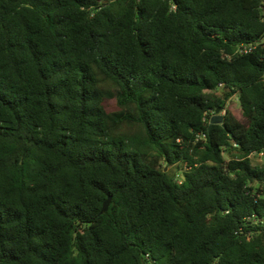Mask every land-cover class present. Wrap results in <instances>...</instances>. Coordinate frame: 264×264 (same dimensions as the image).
<instances>
[{
  "label": "trees",
  "instance_id": "obj_1",
  "mask_svg": "<svg viewBox=\"0 0 264 264\" xmlns=\"http://www.w3.org/2000/svg\"><path fill=\"white\" fill-rule=\"evenodd\" d=\"M263 18L0 0V264H264Z\"/></svg>",
  "mask_w": 264,
  "mask_h": 264
},
{
  "label": "water",
  "instance_id": "obj_2",
  "mask_svg": "<svg viewBox=\"0 0 264 264\" xmlns=\"http://www.w3.org/2000/svg\"><path fill=\"white\" fill-rule=\"evenodd\" d=\"M220 113H221V110L220 109H216L215 110L213 116L210 119V123H209V126H208V130H210L213 125H223V123H222V121H223V115H221ZM110 202H111V197L108 196L107 199L105 200V202L102 205V209L100 211V214H104V213L107 212L108 207L110 205Z\"/></svg>",
  "mask_w": 264,
  "mask_h": 264
},
{
  "label": "rangeland",
  "instance_id": "obj_3",
  "mask_svg": "<svg viewBox=\"0 0 264 264\" xmlns=\"http://www.w3.org/2000/svg\"><path fill=\"white\" fill-rule=\"evenodd\" d=\"M105 107H106V110L107 111H110L113 109L114 107V103L111 101V102H108L105 104ZM235 105L231 104V103H228V105L226 106L227 109H230L234 114H237V108H234ZM221 115H224L225 113L224 112H221L220 113ZM250 160H251V164L253 166H264V159H260L256 156H252L250 157Z\"/></svg>",
  "mask_w": 264,
  "mask_h": 264
},
{
  "label": "built area",
  "instance_id": "obj_4",
  "mask_svg": "<svg viewBox=\"0 0 264 264\" xmlns=\"http://www.w3.org/2000/svg\"><path fill=\"white\" fill-rule=\"evenodd\" d=\"M263 21H264V18H263ZM247 51H248V50L245 49V48H240V49H239V52H240V53H245V52H247ZM256 156H257L258 158H260V159H264V151L257 153Z\"/></svg>",
  "mask_w": 264,
  "mask_h": 264
}]
</instances>
